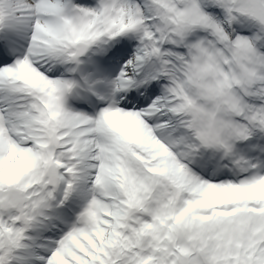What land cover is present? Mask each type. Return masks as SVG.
<instances>
[{"label":"snow or ice","instance_id":"obj_1","mask_svg":"<svg viewBox=\"0 0 264 264\" xmlns=\"http://www.w3.org/2000/svg\"><path fill=\"white\" fill-rule=\"evenodd\" d=\"M0 264H264V0H0Z\"/></svg>","mask_w":264,"mask_h":264}]
</instances>
